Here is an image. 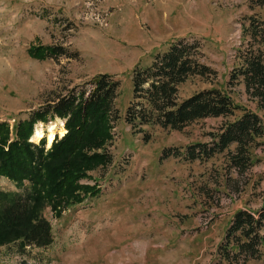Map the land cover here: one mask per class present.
I'll return each instance as SVG.
<instances>
[{"label": "rangeland", "instance_id": "rangeland-1", "mask_svg": "<svg viewBox=\"0 0 264 264\" xmlns=\"http://www.w3.org/2000/svg\"><path fill=\"white\" fill-rule=\"evenodd\" d=\"M254 3L0 0V122L11 127L47 108L56 94L86 91L90 85L85 83L97 74L118 81L114 104L120 116L106 147L109 165L90 172L91 181H81L96 183L99 192L61 217L46 208L52 243L0 247V264H218L217 250L233 214L258 209L264 195V108L248 101L241 85H226L242 18L264 19V7ZM176 40L190 46L195 61L211 72L180 84L178 100L204 89L226 90L261 119L263 135L244 171L228 163L233 146L202 162L159 157L162 149L172 152L196 142L209 146V134L222 125L221 118L198 120L180 131L143 127L138 134L122 120L133 66L148 65ZM30 44L62 47L68 57L37 61L26 54ZM58 120L47 114L32 133L41 125L45 135L47 125ZM0 189L24 192L2 177ZM251 264H264V258Z\"/></svg>", "mask_w": 264, "mask_h": 264}, {"label": "trees", "instance_id": "trees-1", "mask_svg": "<svg viewBox=\"0 0 264 264\" xmlns=\"http://www.w3.org/2000/svg\"><path fill=\"white\" fill-rule=\"evenodd\" d=\"M255 1L254 6L264 7V0ZM26 54L37 61L68 57L62 47L39 44L28 45ZM209 75V68L192 57L190 46L180 40L169 43L164 51L152 56L148 65L135 64L131 69V98L122 120L138 134L143 133V127L180 131L198 120L221 118L222 125L209 134V146L196 142L172 152L162 149L159 157L202 162L233 146L228 163L244 171L252 163L250 150L263 135L261 119L235 103L226 90L204 89L177 98V87L188 78ZM227 77L228 88L241 85L246 99L257 109L264 108V19L251 15L242 18L240 41ZM85 84L90 85L88 90L56 94L47 108L11 127L0 122V177L24 189H0V247L14 243L21 249L49 246L51 226L43 211L49 208L61 217L69 207L99 192L96 183L81 181H91L89 173L111 161L106 147L120 117L114 104L118 81L111 75L97 74ZM47 114L63 120L65 132L60 138L54 137L44 150L45 139L36 145L28 139L33 125L44 122ZM217 255L218 264H251L264 258V195L258 209H240L233 214Z\"/></svg>", "mask_w": 264, "mask_h": 264}, {"label": "bare ground", "instance_id": "bare-ground-1", "mask_svg": "<svg viewBox=\"0 0 264 264\" xmlns=\"http://www.w3.org/2000/svg\"><path fill=\"white\" fill-rule=\"evenodd\" d=\"M64 129L62 127V121L58 120L57 123H50L46 127V134L42 130V126L38 125L31 137V142L37 143L40 139H46V147L48 148L53 141L54 137L58 135L61 137L64 134Z\"/></svg>", "mask_w": 264, "mask_h": 264}, {"label": "water", "instance_id": "water-1", "mask_svg": "<svg viewBox=\"0 0 264 264\" xmlns=\"http://www.w3.org/2000/svg\"><path fill=\"white\" fill-rule=\"evenodd\" d=\"M62 124H63V121H62Z\"/></svg>", "mask_w": 264, "mask_h": 264}]
</instances>
